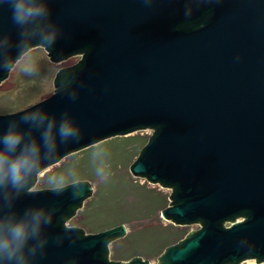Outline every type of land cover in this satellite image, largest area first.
<instances>
[{"label": "water", "instance_id": "95a60500", "mask_svg": "<svg viewBox=\"0 0 264 264\" xmlns=\"http://www.w3.org/2000/svg\"><path fill=\"white\" fill-rule=\"evenodd\" d=\"M38 2L50 14L26 25L22 39L10 3L0 0V84L10 73L3 60L17 58L21 44L27 52L40 47L38 39L52 33L55 43L44 47L52 63L82 60L59 71L51 97L0 113V136L15 121L13 130H31L43 143V129L22 122L23 115L37 125L43 119L41 126L72 120L82 138L65 144L57 137L43 171L108 139L153 129L131 173L172 189L163 220L202 226L166 249L158 264H264V0ZM195 8L198 16L178 21ZM207 10L211 16L199 28H182ZM38 174L24 188L8 181L0 188V243L17 225L30 235L40 213L38 240L47 243L30 264H151L109 260L125 225L88 236L66 226L92 195V183L31 192ZM239 217L245 220L224 225Z\"/></svg>", "mask_w": 264, "mask_h": 264}, {"label": "trees", "instance_id": "16d2710c", "mask_svg": "<svg viewBox=\"0 0 264 264\" xmlns=\"http://www.w3.org/2000/svg\"><path fill=\"white\" fill-rule=\"evenodd\" d=\"M149 141L150 137L144 135H129L108 139L86 150L72 154L73 161L57 170L56 175H51L52 177L59 176L60 179L54 177L52 182L63 185V187L81 181H87L93 185L98 179L104 180L101 182V186L98 187L96 196L83 212L85 217L83 225L88 226L91 232H102L133 221L154 217L157 214L163 220L161 213L170 205V196L163 191L150 189L146 182L143 184L134 182L130 176L133 163ZM78 156L82 157L77 159ZM129 195L132 196L131 202L128 199ZM100 202H102L101 205H98ZM106 206L117 215L116 221L109 222V225L103 228L95 226L100 224L99 220L91 225L86 218L88 212L94 208L97 211V218H102L106 216L104 215ZM119 212L123 213V216L120 217ZM161 228L162 231H158L159 233L155 230H149L158 233L154 252L145 253L141 250H132L126 253L120 251L118 258L122 260L117 262H127L136 257H141V255L157 258L169 247L180 243L181 239L188 234L186 230L174 224L164 225ZM145 231L126 235L127 240L124 246L128 247L136 242L137 238L142 239V237H145L142 234ZM160 237L161 242H159Z\"/></svg>", "mask_w": 264, "mask_h": 264}, {"label": "rangeland", "instance_id": "374dc122", "mask_svg": "<svg viewBox=\"0 0 264 264\" xmlns=\"http://www.w3.org/2000/svg\"><path fill=\"white\" fill-rule=\"evenodd\" d=\"M49 53L45 50L44 47H36L27 52V54L19 61L16 62V66L10 70L9 77L0 84V113L8 114L14 113L17 111H21L20 109H26L42 100H45L48 97H51L55 94V79L57 78V74L63 68L73 67L78 64L82 60V55L72 56L69 59L62 61L60 63H52L48 58ZM25 66H30V71H25ZM31 98V99H29ZM155 130L147 129L143 131L134 132L132 135H144L146 137H152ZM72 155V154H71ZM71 155L64 157L58 163L44 169L38 174V180L36 181L35 185L30 189L31 192L47 190V189H55L63 187V185L54 184V177L60 179L59 176H51L56 173L57 170L72 162L73 158ZM82 156H78L77 159H80ZM129 170V169H128ZM130 173V170H129ZM56 175V174H55ZM130 176L134 180V182H138L139 184H143L146 182L150 189L155 191H163L168 196H171L172 189L162 188L160 185L151 184L145 180V178L135 177L132 173ZM51 180V183L48 180ZM103 179H98L94 182L93 187L94 190L92 195L84 202L82 208L78 209L76 215L71 217L67 222L66 226L68 228L79 227L84 229V235L88 236L90 234L99 233L101 231L91 232L88 226L83 225L85 217L83 212L87 209L90 201L94 199L96 196V192L98 187H100L101 182ZM134 197V196H133ZM129 201H132V196L129 195ZM100 202L98 205H101ZM171 204V202H170ZM104 217L97 218V211L91 209L87 214V220L90 224H94L97 220L100 221V224H96L95 226L100 227H107L109 222L116 221L117 215L109 209L108 206L104 209ZM118 215L121 217L123 213L119 212ZM245 220V217H239L236 219L235 222H226L224 223L225 226H231L233 223H237L239 221ZM172 224L169 221L161 220L160 216L157 214L154 217H150L147 219H142L140 221H133L131 223L126 224L127 236L140 233L142 231L148 230L143 232L142 234L145 237L137 238L136 242H133L130 246H124L126 236L117 239L110 245V255L109 260L112 262H117L118 260H122L118 258L119 252H126L129 253L132 250H141L143 252L152 253L156 250V240L158 238V233L164 225ZM181 229L187 231V235L182 238L181 240L186 239V237L192 231H199L202 229L200 224H192L188 226H180ZM149 230L159 231L152 232ZM180 240V241H181ZM174 241V240H173ZM159 242H161V237L159 238ZM178 243V242H177ZM163 254V253H162ZM155 258L148 255H141V258L144 260H149L151 264H158V259L161 257ZM242 264H256V261H248Z\"/></svg>", "mask_w": 264, "mask_h": 264}, {"label": "clouds", "instance_id": "9594fccd", "mask_svg": "<svg viewBox=\"0 0 264 264\" xmlns=\"http://www.w3.org/2000/svg\"><path fill=\"white\" fill-rule=\"evenodd\" d=\"M7 2L10 3L13 10V22L22 28V39L26 25L44 19L50 14L46 6L40 4L38 0H7ZM38 40L41 47L47 48L55 43V34L42 36ZM18 47L20 48L18 57L3 60V68L13 69L16 62L27 54L29 45L21 44ZM24 70L30 71L31 68L25 66ZM21 121L30 123L37 129H43L41 133L43 143L31 136V130L27 133L13 130L15 121L9 125L8 131L0 136V144L3 145V148L0 149V188L6 186L5 181H8L14 189L26 187V178L37 175L41 171L43 163L51 160L52 156L56 154L59 147L57 137H59L60 143L65 144L70 140L78 142L82 138L81 129L72 120L61 119L57 125V121L54 119L46 126H41L43 119H41L40 125H37L34 117L29 119L28 114H25L21 117ZM48 182L51 183V180L49 179ZM34 219L36 224L30 235L24 225H17L11 230V240L0 243V261L3 264H30V257L35 256L38 250L44 248L47 240H38L41 214L37 213ZM45 223L49 224L50 220ZM29 240H38V244L29 247ZM26 247L28 249L27 256L24 254Z\"/></svg>", "mask_w": 264, "mask_h": 264}, {"label": "flooded vegetation", "instance_id": "af4514ba", "mask_svg": "<svg viewBox=\"0 0 264 264\" xmlns=\"http://www.w3.org/2000/svg\"><path fill=\"white\" fill-rule=\"evenodd\" d=\"M200 11H201L200 9L195 8L191 14H187V15H183V16H181L180 19H179L178 21H182L183 19L189 18L190 16H198V15L200 14ZM207 11H208V10H207ZM210 16H211V14H210L209 11H208V12H206V16H205V18H204L202 21H200V22H198V23H195V22H194V23H193V22H188V24L183 25L182 28L197 29V28H199L202 24H204V22H205L207 19H209Z\"/></svg>", "mask_w": 264, "mask_h": 264}]
</instances>
